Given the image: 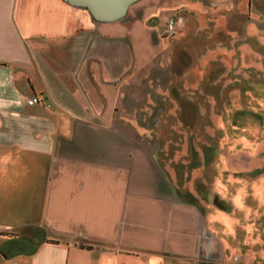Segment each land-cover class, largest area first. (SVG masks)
Masks as SVG:
<instances>
[{
  "label": "crops",
  "instance_id": "1",
  "mask_svg": "<svg viewBox=\"0 0 264 264\" xmlns=\"http://www.w3.org/2000/svg\"><path fill=\"white\" fill-rule=\"evenodd\" d=\"M226 1L139 0L142 22L102 23L63 0H0V264L209 263L205 214L125 128L152 95L195 86L150 41L167 36L156 16Z\"/></svg>",
  "mask_w": 264,
  "mask_h": 264
},
{
  "label": "rangeland",
  "instance_id": "2",
  "mask_svg": "<svg viewBox=\"0 0 264 264\" xmlns=\"http://www.w3.org/2000/svg\"><path fill=\"white\" fill-rule=\"evenodd\" d=\"M135 6L126 15L142 22ZM180 11L156 16L160 27L175 15V36L149 39L170 46L175 68L194 78L192 93L152 95L153 110L127 112L138 125L125 129L148 140L182 199L205 214L208 264H264V0L226 1L218 14ZM188 23L197 30L187 31Z\"/></svg>",
  "mask_w": 264,
  "mask_h": 264
},
{
  "label": "water",
  "instance_id": "3",
  "mask_svg": "<svg viewBox=\"0 0 264 264\" xmlns=\"http://www.w3.org/2000/svg\"><path fill=\"white\" fill-rule=\"evenodd\" d=\"M86 9L97 22L109 23L122 19L131 5L139 0H63Z\"/></svg>",
  "mask_w": 264,
  "mask_h": 264
},
{
  "label": "built area",
  "instance_id": "4",
  "mask_svg": "<svg viewBox=\"0 0 264 264\" xmlns=\"http://www.w3.org/2000/svg\"><path fill=\"white\" fill-rule=\"evenodd\" d=\"M165 34L169 37L175 36L178 32L177 29V19L174 14H171L170 16L167 17L165 25ZM40 99L38 97H32L27 100V104L29 105H35L40 103Z\"/></svg>",
  "mask_w": 264,
  "mask_h": 264
}]
</instances>
